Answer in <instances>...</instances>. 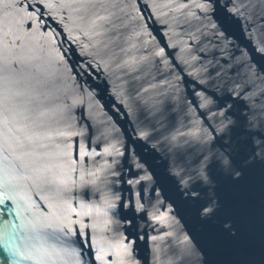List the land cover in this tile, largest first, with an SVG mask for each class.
<instances>
[{
	"label": "water",
	"instance_id": "water-1",
	"mask_svg": "<svg viewBox=\"0 0 264 264\" xmlns=\"http://www.w3.org/2000/svg\"><path fill=\"white\" fill-rule=\"evenodd\" d=\"M0 264H264V0H0Z\"/></svg>",
	"mask_w": 264,
	"mask_h": 264
}]
</instances>
